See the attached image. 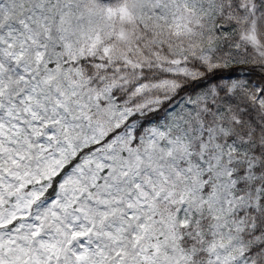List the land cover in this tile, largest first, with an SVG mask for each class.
<instances>
[{"label": "snow or ice", "instance_id": "1", "mask_svg": "<svg viewBox=\"0 0 264 264\" xmlns=\"http://www.w3.org/2000/svg\"><path fill=\"white\" fill-rule=\"evenodd\" d=\"M0 264H264V0H0Z\"/></svg>", "mask_w": 264, "mask_h": 264}]
</instances>
